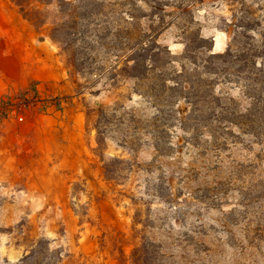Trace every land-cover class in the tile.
Listing matches in <instances>:
<instances>
[{"label": "rangeland", "instance_id": "374dc122", "mask_svg": "<svg viewBox=\"0 0 264 264\" xmlns=\"http://www.w3.org/2000/svg\"><path fill=\"white\" fill-rule=\"evenodd\" d=\"M117 1L66 0L61 12L53 0L38 27L17 5L28 0H0V264H264V135L215 150L207 124L175 123L161 156L147 141L125 147L114 123L100 146V110L139 104L127 100L135 81L96 70L114 60L112 37L103 47L93 36ZM170 1L195 2L159 38L176 55L187 30L217 53L234 23L264 33V0ZM243 84L217 87L241 111L252 103ZM116 159L127 162L107 172Z\"/></svg>", "mask_w": 264, "mask_h": 264}, {"label": "trees", "instance_id": "16d2710c", "mask_svg": "<svg viewBox=\"0 0 264 264\" xmlns=\"http://www.w3.org/2000/svg\"><path fill=\"white\" fill-rule=\"evenodd\" d=\"M51 3L53 0H28L27 3L17 2V5L27 19L42 27L47 19L40 6ZM57 5L62 12L66 0H58ZM29 6L31 10H27ZM112 6L115 9L112 20L104 21L106 32L100 34L103 29H97L93 41L104 47L108 37H112L114 60L108 67L99 66L96 70L101 72L100 76L111 75L116 83L121 79L135 81L133 92L127 100L133 101L136 94L139 104L129 107L119 100L111 110H100L103 121L97 125V129L101 147L106 135L103 129L114 123L117 127H126L127 132L123 133L125 147L135 151L136 146L147 141L161 156L166 155L168 147L174 145L169 132L175 123H180L183 130L189 125L199 128L207 124L206 127L212 131L211 143L215 150L227 146L230 137L235 139L234 143L243 139L241 135H252L248 143L262 139L264 33L248 34L255 31L251 22L247 25L234 23L240 31L233 35V43L226 52L217 53L214 51V40L187 30L184 32L185 51L176 55L170 46L161 44L159 38L176 20L193 16L191 8L195 2L186 8L170 0H122ZM171 8L176 10L171 11ZM91 15L95 17L97 14L91 12ZM187 22L191 25L194 21L190 18ZM56 30L60 31V27L55 26L53 31ZM83 33L80 35L91 36L89 32ZM64 47L68 48L66 44ZM259 59H262L261 62ZM241 81H244L245 96L252 100L245 111L239 110L236 98L229 92L217 90L221 84ZM189 106L192 108L189 109ZM233 126L241 130L238 136L228 132ZM131 130L134 133H130ZM143 135L149 138L143 140ZM198 141V137L191 138L194 146ZM115 162V170H109L106 166L107 172L120 171L118 165L127 161L116 159Z\"/></svg>", "mask_w": 264, "mask_h": 264}]
</instances>
